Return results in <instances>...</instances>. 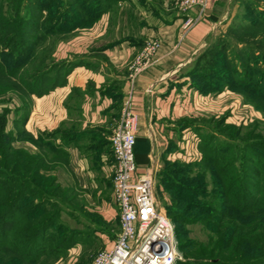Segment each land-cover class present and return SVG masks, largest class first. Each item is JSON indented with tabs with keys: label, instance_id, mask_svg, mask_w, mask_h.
<instances>
[{
	"label": "rangeland",
	"instance_id": "1",
	"mask_svg": "<svg viewBox=\"0 0 264 264\" xmlns=\"http://www.w3.org/2000/svg\"><path fill=\"white\" fill-rule=\"evenodd\" d=\"M95 1L0 0V62L14 67L18 74L26 73L29 79L33 76L34 78L29 81L31 87L39 86L37 82L39 75L54 66H61L62 63L74 59V57L61 58L57 54L59 47L69 42L75 32H70L66 28L54 30L56 20H60L63 13H68V16L73 14L72 18L74 15L83 16L80 6L93 4ZM107 2L109 0L104 2L102 0L100 3L102 11L106 9ZM236 2V13L232 19L224 23L218 36L226 51L218 56L213 77L188 79L187 87L193 86L192 90L197 94L196 108L194 107L193 112L185 117V122L175 123L174 134L163 151L154 174L155 200L165 212L168 208H172L174 203L178 202L182 205L187 199L190 205H196L189 207L187 213H182L179 220L181 226L187 231L191 230V236L197 239L203 237L199 219L206 214L201 207L212 203L203 200L211 188L203 184L205 180L202 176L199 177L202 171L199 167L203 156L201 149L204 144L214 137V141L221 148L222 164L227 160H236L235 163L241 161L238 149L235 151L233 147L237 142L247 143L250 152L246 157L255 159L259 155L264 157V0H236ZM6 11L19 15L21 20L4 16ZM75 20L78 19L74 18V22ZM20 53H23V56L18 60ZM56 70L58 69L54 72ZM242 79H246L247 84L240 83ZM19 89L0 95V116L5 113L7 118L4 136L13 138L12 149L18 150L25 148L30 142L29 138L21 133V119L30 97L27 94L21 98L18 93L21 94L24 90L20 86ZM6 109L8 112H5ZM8 137L5 139L1 137L3 146L8 145ZM12 151L0 152V189H9L11 194L20 187L18 174L16 173L18 177L16 181L13 176L11 161L15 152ZM17 154L16 157L19 156L22 161V153ZM5 155L9 158L4 161ZM4 162L8 163L7 167L3 165ZM234 166L231 164L230 169L234 170ZM248 167L256 170L254 166L248 165ZM96 190L82 189V192L70 193L72 191L70 189L68 190L70 196L58 194L50 199L52 202L44 203L46 214L39 210L38 217L32 220L34 223H38L37 220L41 217L59 215L53 219L54 224L50 229L38 238L39 247L34 253L36 255L40 251L38 254L40 253L41 258L38 264L94 263L96 255L103 250V243L96 234L109 232V226L101 224L99 210L85 208L86 195L84 197L80 195L86 194L85 192L93 193ZM252 191L255 193V190ZM106 192L109 196L110 189H106ZM37 201V194L34 198L27 195L19 200L16 220L8 223L10 235L17 242L22 240L25 234H31L34 228L30 223L31 219H25L22 213ZM28 217L33 216L28 213ZM14 221L13 231L11 227ZM112 226L117 229L120 223L115 221ZM3 238L0 229V242L6 240ZM17 242L14 245L15 251L9 250L11 259L15 258L10 264H17L19 251L16 249ZM179 253L181 260H184L180 250Z\"/></svg>",
	"mask_w": 264,
	"mask_h": 264
},
{
	"label": "crops",
	"instance_id": "2",
	"mask_svg": "<svg viewBox=\"0 0 264 264\" xmlns=\"http://www.w3.org/2000/svg\"><path fill=\"white\" fill-rule=\"evenodd\" d=\"M105 4L93 25L75 28L72 39L59 47V57H74L78 63L54 88L32 98L24 129L34 140L44 138L45 148L33 142L25 146L33 154L40 151L45 159L47 168H41V174L54 177L60 188L73 193L97 189L80 197L86 195L85 208L99 210L101 224L109 226V232L96 235L103 249H110L120 226H112L119 215L112 195L115 161L109 137L121 119L123 104L129 97L132 111L139 116L138 173L152 170L155 174L175 123L197 105V94L187 87L188 72L232 19L237 2L207 0L203 18L186 37L181 28L185 14L175 0ZM153 41L160 46L149 67L132 80L131 65ZM49 146H54V153Z\"/></svg>",
	"mask_w": 264,
	"mask_h": 264
},
{
	"label": "trees",
	"instance_id": "3",
	"mask_svg": "<svg viewBox=\"0 0 264 264\" xmlns=\"http://www.w3.org/2000/svg\"><path fill=\"white\" fill-rule=\"evenodd\" d=\"M100 3H102V0H96L93 4L81 5L80 8L82 9L83 16L77 17L74 15V18L78 19L75 20L76 22L72 18L73 14H71L72 16H68V13H63V17L60 20H56L54 30L66 28L70 32H73L77 27L93 24L103 12ZM4 16L21 20L19 15H14L10 11H6ZM24 20L26 19L24 18ZM48 32L51 33L53 31ZM224 48L225 46L220 43V38L214 40L195 59L188 72L189 78L192 77L194 79L204 76L207 79L213 77L218 56L226 51ZM22 56L23 53H20L18 60ZM76 63L78 62L73 60L70 62L66 61L61 66H54L51 70L38 76L37 82H39V86L31 87L29 81L31 78H34L33 76L29 79V75H25L26 73L18 74V71L14 67L0 62V95L14 89L15 91L20 90L19 86L24 90L21 94L17 92L21 98L23 95H29V104L21 119V133L24 137L29 138L30 142L36 144L39 149L42 146L44 148L46 146L43 143L44 138L41 139L39 137L38 140H34L24 129L32 98L33 96H40L49 89L54 88L56 84L65 78ZM55 69L58 70L54 72ZM52 73L54 75H51ZM245 80L242 79L239 82L244 84L247 82ZM262 83L261 81L260 84ZM5 112H8V110L6 109ZM185 121L186 118H183L178 120L177 123ZM6 125L7 118L4 113L0 116V139L1 137L3 139L8 137L7 135L4 136ZM12 140L14 139L8 137V145L6 146H3L0 141V152L6 153L11 150L15 152L11 161V167L15 181L19 177L20 187L13 194L10 193L9 189H0V229L4 236L3 239H6L0 242V253L2 254L0 256V264H10L15 259H11L9 250L15 251L14 245L17 241L10 235L8 223L14 219L16 220L15 214L19 211L20 198L27 195L34 198L36 194L38 197L37 203L31 204L22 213L25 219H31L30 223L34 228H32L31 234H25L22 240L17 242L18 248L16 247V249L19 251L16 262L17 264H38L41 258L40 253L38 254L40 251L34 255L39 247L38 243L40 241L38 238L50 229L54 224L53 219L59 214H54L52 217H41L40 220H37L38 223H34L32 220L34 217H38L39 210L46 214V210L43 208L45 202H52L50 199L56 197L58 194L69 195L73 193V190L60 188L56 184L54 177H48L45 173H40L41 168H47L45 159L42 157L40 151L33 154L25 148L19 150L12 149ZM214 140V137H212V140L210 142L207 141L202 147V164L199 165L202 170L199 177L202 176L205 180L203 184L205 186L209 185L211 188L210 192L205 194L206 197H203V200L212 202L201 207L206 213L199 219L203 233L202 239L192 237V231H187L181 226L179 220L180 216L182 217V213L188 212L189 207H196V205H190L189 199L182 205L178 202L174 203L172 208H168L166 211L168 217L174 223L177 246L184 258V260L177 261L176 264H264V157L262 155L257 156L256 159L246 157L250 152L247 149V143L237 142L233 147L235 151L238 149L241 161L235 163L236 160H227L222 164L221 148ZM48 148L52 149V153H54V146H49ZM16 153H22V161L19 156L16 157ZM7 156L5 155L4 161L6 158H9ZM231 164L235 165L234 170L230 169ZM3 165L7 167L8 163L4 162ZM248 165L254 166L256 170L251 169ZM186 190L194 191L192 189ZM252 190H255V193ZM28 213L33 217H28ZM14 226L15 221L11 227L13 231Z\"/></svg>",
	"mask_w": 264,
	"mask_h": 264
},
{
	"label": "built area",
	"instance_id": "4",
	"mask_svg": "<svg viewBox=\"0 0 264 264\" xmlns=\"http://www.w3.org/2000/svg\"><path fill=\"white\" fill-rule=\"evenodd\" d=\"M185 14L182 37L203 18L207 0H175ZM197 10L195 15L190 11ZM160 46L153 41L145 46L131 65L134 80L149 67ZM139 116L130 106V98L121 108V119L109 141L114 158L113 200L118 208L120 229L112 247L99 252L93 264H176L181 260L174 223L155 200L154 171L138 173L134 147Z\"/></svg>",
	"mask_w": 264,
	"mask_h": 264
}]
</instances>
